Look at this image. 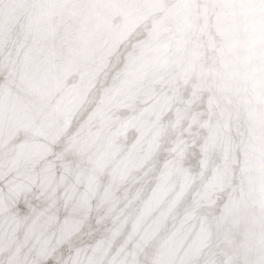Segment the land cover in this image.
Masks as SVG:
<instances>
[{
    "label": "bare ground",
    "instance_id": "6f19581e",
    "mask_svg": "<svg viewBox=\"0 0 264 264\" xmlns=\"http://www.w3.org/2000/svg\"><path fill=\"white\" fill-rule=\"evenodd\" d=\"M0 264H264V0H0Z\"/></svg>",
    "mask_w": 264,
    "mask_h": 264
}]
</instances>
